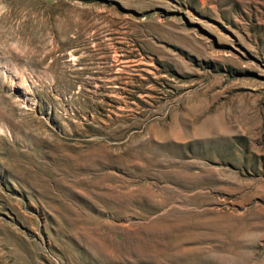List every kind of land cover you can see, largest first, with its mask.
Wrapping results in <instances>:
<instances>
[{"label":"rangeland","instance_id":"rangeland-1","mask_svg":"<svg viewBox=\"0 0 264 264\" xmlns=\"http://www.w3.org/2000/svg\"><path fill=\"white\" fill-rule=\"evenodd\" d=\"M16 254L264 264V0H0V264Z\"/></svg>","mask_w":264,"mask_h":264},{"label":"bare ground","instance_id":"bare-ground-1","mask_svg":"<svg viewBox=\"0 0 264 264\" xmlns=\"http://www.w3.org/2000/svg\"><path fill=\"white\" fill-rule=\"evenodd\" d=\"M79 183H83V181H79ZM77 220V219H76ZM78 221V220H77ZM81 222V221H80ZM86 229V228H85ZM89 229V228H88ZM91 231V230H90ZM96 236V235H95ZM92 237V236H91ZM99 241V243H100V240H98ZM19 243H17V245H18ZM100 245V244H99ZM97 246V245H96ZM14 247V246H13ZM17 247V246H16ZM99 247V246H98ZM101 247H102V249L104 250V251H107V252H111L112 250H113V248L111 247V245H107L106 243H102L101 244ZM112 249V250H111ZM102 250V251H103ZM99 251V250H98ZM101 251V253H103ZM13 252H17V250H13ZM105 253V252H104ZM14 254V253H13ZM114 254V253H113ZM31 255V254H30ZM19 257V256H18ZM31 257V256H30ZM6 258V257H5ZM4 258V259H5ZM16 258H17V254L13 257V259H12V262L10 263V264H17V260H16ZM30 260V259H29ZM32 260V259H31ZM5 262V261H4ZM31 262V261H30Z\"/></svg>","mask_w":264,"mask_h":264}]
</instances>
